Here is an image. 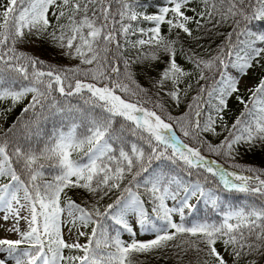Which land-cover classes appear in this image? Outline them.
I'll list each match as a JSON object with an SVG mask.
<instances>
[{
    "label": "snow or ice",
    "instance_id": "snow-or-ice-1",
    "mask_svg": "<svg viewBox=\"0 0 264 264\" xmlns=\"http://www.w3.org/2000/svg\"><path fill=\"white\" fill-rule=\"evenodd\" d=\"M144 7L0 3V264H264V0Z\"/></svg>",
    "mask_w": 264,
    "mask_h": 264
},
{
    "label": "trees",
    "instance_id": "trees-1",
    "mask_svg": "<svg viewBox=\"0 0 264 264\" xmlns=\"http://www.w3.org/2000/svg\"><path fill=\"white\" fill-rule=\"evenodd\" d=\"M160 2L161 0H141V4L145 6L143 8L144 11L147 10L155 11V9L159 6ZM0 3H4V0H0ZM253 27L254 30L256 31L264 30V22L254 23ZM204 43L207 46L209 42L205 40ZM218 43H220L219 39H217L215 43L212 44V48H215L216 44ZM37 48L39 49L38 55L42 59H45L46 61H49L51 63L67 65V59H61L56 49L49 47L47 44H43ZM255 75L257 78L259 77L260 75L259 70L255 72ZM189 95L190 96L195 95V86L193 88V91H191ZM247 95L248 94H245V98H247ZM188 102L190 101L186 99L185 102L181 104L180 108L172 107L170 111L172 112L173 115H179L183 111L187 110L186 104ZM229 103L231 110L229 111L227 118H228V122L231 123L232 120L239 115V112L242 109V105H238L235 101H230ZM20 109L21 107H17L13 116L7 118V121L4 124L5 127L9 126L12 123V121L19 115ZM240 162L245 165H251L254 167H264V148L257 147L253 149L250 153L247 154L242 153L240 157ZM199 207L201 210L204 209V206L202 204ZM197 214L199 215L201 214V212H198ZM173 256L174 253L172 251H168L167 253L153 254L152 257H142L141 260L144 262V264H175V260L171 258Z\"/></svg>",
    "mask_w": 264,
    "mask_h": 264
},
{
    "label": "rangeland",
    "instance_id": "rangeland-1",
    "mask_svg": "<svg viewBox=\"0 0 264 264\" xmlns=\"http://www.w3.org/2000/svg\"><path fill=\"white\" fill-rule=\"evenodd\" d=\"M146 12H148V13H152L153 11H151V10L148 11V10H147ZM27 50H28L29 52L35 53L36 55L39 54V49H38L37 47L28 46V47H27ZM69 63H70V61L67 60V64H69ZM71 63H74V62H71ZM256 81H257V77H256L255 73H251V74L249 75V77L246 78V80H245L244 82H242L241 87H242V89H243L245 84H247V85H253V84L256 83ZM242 94L245 96V94H248V93H247L246 91H242ZM230 101H234V100H230ZM17 107H22V106H17ZM15 110H16V109H14L13 112H12L8 117H12L13 114H14V112H15ZM8 117H7V118H8ZM9 226H10V225L5 224L3 221H0V238H3V237H5V236H8L9 238H13V239L16 238L15 235H13V234H11V233H7V232H5V228H6V227H9ZM21 227H22V228L24 227L23 221L21 222ZM125 238H127V237L125 236ZM148 238H150V234L147 235V236H145V235L138 236V239H148Z\"/></svg>",
    "mask_w": 264,
    "mask_h": 264
}]
</instances>
